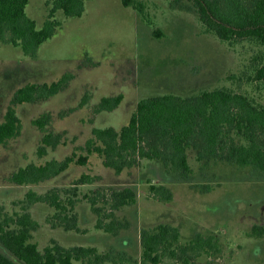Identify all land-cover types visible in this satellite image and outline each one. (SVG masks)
Returning a JSON list of instances; mask_svg holds the SVG:
<instances>
[{"label": "rangeland", "instance_id": "1", "mask_svg": "<svg viewBox=\"0 0 264 264\" xmlns=\"http://www.w3.org/2000/svg\"><path fill=\"white\" fill-rule=\"evenodd\" d=\"M143 13L125 7L121 0H90L80 18H66L63 26L45 42L36 57L0 42V121L15 92L29 83H52L71 72L74 79L58 95L17 108L23 121L22 134L0 147V219L29 211L40 227L34 234L41 249L57 241L66 249L96 247L107 254L103 264H128L142 255L141 233L159 225L178 227L182 242L197 233L218 237L222 252L201 264H264V235L255 226L264 225V175L252 168L220 161L199 163L191 154L194 175L182 179L169 174L162 162L142 161L140 167L117 175L91 155L88 165L72 164L68 171L41 185L19 186L11 176L30 163L64 160L85 146L95 128L127 125L139 102L150 97L175 94L182 97L203 91L229 89L264 105V86L254 79V69L264 63V45L251 40L223 41L208 31L192 3L171 0H138ZM46 0H30L27 13L42 27L48 17ZM86 94L88 104L81 107ZM124 95L112 112L97 114L103 98ZM51 114L47 132L61 135L64 144L38 155L44 131L34 125L43 114ZM98 176L95 184L74 185L81 175ZM167 185L174 201L165 204L151 197V185ZM132 187L137 203L118 216L128 227L117 236L96 227L97 217L84 196L102 188ZM75 190L80 231H68L49 221L53 208L31 204L27 194L51 190ZM64 197H66L64 195ZM0 252L14 259L0 241Z\"/></svg>", "mask_w": 264, "mask_h": 264}, {"label": "trees", "instance_id": "2", "mask_svg": "<svg viewBox=\"0 0 264 264\" xmlns=\"http://www.w3.org/2000/svg\"><path fill=\"white\" fill-rule=\"evenodd\" d=\"M48 17L42 27L27 13L30 0H0V42L18 48L25 56L36 57L40 47L62 28L58 18H80L90 0H46ZM125 7L143 13L138 0H121ZM177 5L192 3L208 31L221 40L233 42L256 41L264 45V0H171ZM68 72L52 83H29L19 88L0 121V147L19 137L24 129L17 108L48 100L68 88L74 79ZM254 79L264 86V63L254 69ZM89 94L81 102L88 104ZM124 95L103 98L95 107L101 114L119 108ZM51 114H43L34 125L44 131L38 155L45 157L49 148L64 144L61 135L47 132ZM87 154L76 152L64 160L30 163L11 176L19 186L41 185L62 175L72 164L88 165L91 155L99 156L106 168L117 175L140 167L144 160L162 162L169 174L191 179L194 169L190 159L193 153L199 163L208 165L220 161L252 168L264 175V105L250 97L229 89L203 91L198 95L182 97L175 94L150 97L139 102L127 125L95 128L84 147ZM98 176L85 173L74 185L95 184ZM77 189H54L45 194L29 191L28 202L46 203L54 210L49 221L68 231H80L77 206L81 202ZM151 197L169 204L174 194L167 185H151ZM64 195L66 197H64ZM97 217L96 227L117 236L128 227L118 216L123 208L137 203L138 195L132 187L123 189H96L84 196ZM40 224L29 211L0 219V241L14 259L0 252V264H103L108 255L96 247L66 249L57 241L41 249L34 241ZM256 235H264V225L255 226ZM140 262L128 264H201V257L210 258L222 252L216 236L197 233L183 243L178 227L159 225L141 233Z\"/></svg>", "mask_w": 264, "mask_h": 264}]
</instances>
